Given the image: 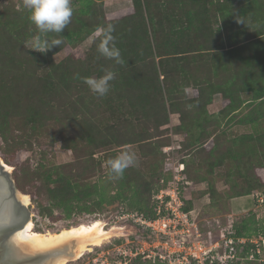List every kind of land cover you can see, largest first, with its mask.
<instances>
[{
	"label": "rangeland",
	"instance_id": "rangeland-1",
	"mask_svg": "<svg viewBox=\"0 0 264 264\" xmlns=\"http://www.w3.org/2000/svg\"><path fill=\"white\" fill-rule=\"evenodd\" d=\"M148 2L136 7L135 0H73L71 23L61 33L64 43L41 54L27 50L38 29L23 0H0V121L10 138L5 145L0 137V158L30 198L36 232L97 220L110 232L102 245L67 264L164 262L147 253L135 257L138 248L153 244L140 237L145 228L135 222L144 216L120 201L97 202L92 213L81 214L54 210L46 196L35 204L37 191L44 185L52 190L59 180L79 192L105 190L108 198L124 180L122 186L137 195L130 203L146 212L156 203L152 183H169L163 188L168 190L180 176L183 204L204 239L214 243L247 232L246 244L264 243L263 236L254 237L264 229V203L256 199L264 196V100L256 101L248 90L264 84V0ZM109 24L120 64L101 55L98 37L92 36ZM160 54L166 60L159 62ZM249 68L258 84H243ZM155 69L154 88L143 77ZM106 71L115 79L109 93L97 97L83 78ZM138 85L149 91L142 104ZM157 86L160 92L152 89ZM122 152L135 162L117 177L107 161ZM260 254L229 264H264Z\"/></svg>",
	"mask_w": 264,
	"mask_h": 264
},
{
	"label": "built area",
	"instance_id": "built-area-1",
	"mask_svg": "<svg viewBox=\"0 0 264 264\" xmlns=\"http://www.w3.org/2000/svg\"><path fill=\"white\" fill-rule=\"evenodd\" d=\"M179 170L181 172L185 170L184 163L179 165ZM181 182V177L176 176V183L171 188L160 190L155 195L158 218L137 217L135 219L137 225L144 227L145 231H149L156 237L149 242L153 244L150 249L138 248L135 257L147 253L149 258L161 260L165 264H229L239 259L237 244L246 243L242 241V238L228 236L214 243L203 238L193 217L184 211L180 195ZM256 199L258 203H264L263 195H256ZM127 216L135 218V216ZM260 245L258 246V243L255 245L258 253H260ZM123 260L121 259L117 264H126Z\"/></svg>",
	"mask_w": 264,
	"mask_h": 264
},
{
	"label": "trees",
	"instance_id": "trees-1",
	"mask_svg": "<svg viewBox=\"0 0 264 264\" xmlns=\"http://www.w3.org/2000/svg\"><path fill=\"white\" fill-rule=\"evenodd\" d=\"M135 1H136V3H135L136 7H143V6L147 7L149 5L148 0H135ZM224 9L222 6L220 7L221 12H225L226 9L225 10ZM188 18L190 19V16H188ZM189 21L191 22V20H189ZM182 25H184V23ZM186 27H187V25L186 26L184 25L182 27V29L187 30ZM198 29L199 30H196V32H197L198 36H200L202 33H205L207 31L208 26L205 25L204 28L199 27ZM261 34H263V33H261ZM0 40H1V37H0ZM164 56L165 55H161V54L157 56L158 58H161L159 62L166 60L163 58ZM161 68H162V66H161ZM162 75L164 76V79H167L169 76V73L162 69ZM143 78L147 79L148 82H150L151 85H154V88H155L156 81L159 79L158 70L155 69L153 71V74L151 72L150 74H148V76H144ZM211 80H212V77H210L209 81H211ZM251 83H257L258 84V80L254 79L253 70L251 68H249L247 70V73L244 74L243 84L249 86ZM150 84H149V86H150ZM138 87L142 91V94L140 96V101L142 104L143 102L147 101V98H149V91H147L145 94V92H143L144 86L138 85ZM154 88H152V89L155 90L156 92H160L162 90L161 88H159V86H157V89H154ZM149 89H151V88H149ZM248 90L254 93V95L256 97V101H263L264 100V84H261V86H259V87L249 86ZM168 93L172 94V92H170V91H168ZM201 96H203L202 92H201ZM229 98L231 99L232 97H229ZM231 100L234 101L233 98ZM0 114H1V112H0ZM3 124H4V122L0 121V137L4 141L3 143L6 145L8 140H10V138L7 135L6 129L4 128ZM184 162L187 164V161H184ZM48 180H50V178H48ZM131 182L132 181L127 180L126 184L130 185ZM124 183H125L124 180L120 183V187H122V189H120V191H118L116 193V195H113V197L108 198V197H106V191L105 190H103L102 193H101L100 189H98V188H96V189H84V190H80V192H79L78 189L73 188V184L63 183L61 180H59L56 183V186H53L54 188L52 190H48V188H46V190H44V188H45V185H44L39 190L40 192L37 191L36 198L33 197V201L35 202V204H37L38 199L40 200L41 198L46 196V198L53 203L54 210L66 211V212H69L70 214H81L83 212L92 213L93 212L92 206H94L97 202L109 203L111 200L112 201L117 200V201H120L121 203L127 205L129 208L134 209V210H128L130 212H136L140 215H143L147 219L158 218L157 207H156L155 203H154V205H152V207L149 209V211H146V212L145 211L142 212V210L139 209V208H142V206L139 205L140 206L139 207L137 205L132 204L134 202L132 200H134L137 197V195L129 187L126 188V186H122V185H125ZM50 185H52V183H50ZM168 185H169V183H165L164 185H160V184L153 182L151 185V189L154 190L153 194L158 193L163 188H168ZM261 194H264V193H261ZM130 200L132 201V203H130ZM255 203L257 204V201ZM136 210H139V211H136ZM184 211L189 213V209L186 207L185 204H184ZM121 212H123V210ZM190 216H191V214H190ZM139 233H140V237H145L148 241H152L156 238L149 231H145L143 229H139ZM260 236L264 237V229H260V232H256L254 234V237H260ZM229 237H233V238L238 239V238H242V237H251V236L247 232H243V233L239 232L236 234L229 235ZM260 248H261L260 249L261 252L264 253V244L263 243H261ZM257 250H258L257 246H255V244H253V243H247V244L245 243L244 245H238L237 244V253H238L239 257L243 258V259H246L252 255L257 260L261 256V254L258 253ZM161 264H165V263H161Z\"/></svg>",
	"mask_w": 264,
	"mask_h": 264
},
{
	"label": "clouds",
	"instance_id": "clouds-1",
	"mask_svg": "<svg viewBox=\"0 0 264 264\" xmlns=\"http://www.w3.org/2000/svg\"><path fill=\"white\" fill-rule=\"evenodd\" d=\"M23 7L29 11V20L38 29V34L33 38L29 51L47 54L54 47H60L65 38L61 35L71 23L74 14L73 0H23ZM238 23L243 21L238 20ZM113 25L98 26L93 32V37H98L97 50L109 60L117 64L122 63L120 50L116 47V37L113 35ZM49 34H55L49 38ZM91 39V37H90ZM115 79L113 71H106L99 78H83L84 83L97 97L106 96ZM134 158L128 152H122L114 159L107 161L110 172L119 177L126 168L134 164Z\"/></svg>",
	"mask_w": 264,
	"mask_h": 264
},
{
	"label": "bare ground",
	"instance_id": "bare-ground-1",
	"mask_svg": "<svg viewBox=\"0 0 264 264\" xmlns=\"http://www.w3.org/2000/svg\"><path fill=\"white\" fill-rule=\"evenodd\" d=\"M11 170L10 166H7ZM19 199L30 205V198L26 194L19 193ZM7 213V212H6ZM6 213L0 212V220L4 219ZM100 221L91 224H82L77 227L63 229L55 233L41 234L36 232L31 221L16 232L13 240L18 245L20 256L38 252L59 251L66 253L44 264H67L71 260L80 259L91 247L100 246L110 238V232Z\"/></svg>",
	"mask_w": 264,
	"mask_h": 264
},
{
	"label": "water",
	"instance_id": "water-1",
	"mask_svg": "<svg viewBox=\"0 0 264 264\" xmlns=\"http://www.w3.org/2000/svg\"><path fill=\"white\" fill-rule=\"evenodd\" d=\"M8 165L0 158V212L6 213L0 220V264H44L49 260L66 253L47 251L20 256L18 245L13 238L17 231L24 228L32 220L29 206L19 199L16 187Z\"/></svg>",
	"mask_w": 264,
	"mask_h": 264
}]
</instances>
